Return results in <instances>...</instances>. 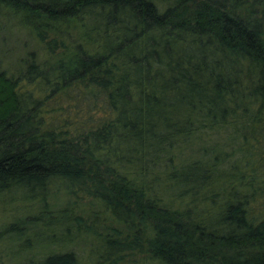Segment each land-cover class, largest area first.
<instances>
[{
	"label": "trees",
	"instance_id": "16d2710c",
	"mask_svg": "<svg viewBox=\"0 0 264 264\" xmlns=\"http://www.w3.org/2000/svg\"><path fill=\"white\" fill-rule=\"evenodd\" d=\"M0 18L43 47L0 67V264H79L39 251L71 228L99 263L264 264V0H0ZM55 183L105 222L52 211Z\"/></svg>",
	"mask_w": 264,
	"mask_h": 264
},
{
	"label": "rangeland",
	"instance_id": "374dc122",
	"mask_svg": "<svg viewBox=\"0 0 264 264\" xmlns=\"http://www.w3.org/2000/svg\"><path fill=\"white\" fill-rule=\"evenodd\" d=\"M12 22L14 23L11 24ZM42 49L43 47L28 33V30L19 25L17 19L6 23L0 18V67L2 69L7 70L9 74H16L27 53L34 52L42 55ZM45 203L55 213L65 207H68L75 215L80 212L78 215L83 217V223L86 224L105 222L101 208L95 205L96 208L91 209L87 204V198H77L66 194L65 188L60 183L51 186ZM70 232L71 235L67 238H52V242L55 240L54 244L42 245L39 251L48 253L68 251L75 254L79 264H105L102 261L99 263L95 257V252H93L95 251V241L93 239L80 238L74 233L73 228ZM122 264H150V260L142 254H134L127 257Z\"/></svg>",
	"mask_w": 264,
	"mask_h": 264
}]
</instances>
